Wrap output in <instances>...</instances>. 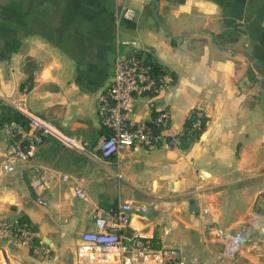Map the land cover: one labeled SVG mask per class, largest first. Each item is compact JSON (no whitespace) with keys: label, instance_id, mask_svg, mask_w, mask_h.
<instances>
[{"label":"crops","instance_id":"obj_1","mask_svg":"<svg viewBox=\"0 0 264 264\" xmlns=\"http://www.w3.org/2000/svg\"><path fill=\"white\" fill-rule=\"evenodd\" d=\"M129 39L174 75L167 89L138 95L132 117L165 109V136H178L202 108L206 126L188 147L123 146L99 157L98 95L111 81L109 57L129 53ZM0 100L88 141L84 150L41 143L6 171L0 125V219L26 217L36 232L32 245L0 237V264H77L94 209L127 201L146 208L132 214L128 236L143 230L198 264H264V0H0ZM36 172L48 187L31 184ZM209 221L245 225L232 256Z\"/></svg>","mask_w":264,"mask_h":264},{"label":"built area","instance_id":"obj_2","mask_svg":"<svg viewBox=\"0 0 264 264\" xmlns=\"http://www.w3.org/2000/svg\"><path fill=\"white\" fill-rule=\"evenodd\" d=\"M134 15L133 8L126 7L122 12L125 18H133ZM123 42L132 48L127 54L115 56L111 81L98 95L97 112L105 131L98 137L97 149L99 157L103 159L117 154L123 146L150 148L179 145L178 136H165L170 122L165 109L155 110L145 120L132 117L137 96L153 95L167 89L174 82L173 73L169 69L155 68L152 60L139 51L137 40ZM20 109L27 117V129L14 121L1 125L10 138L1 158L6 171L14 170L18 162L31 159L42 136L53 137L77 150L86 148V139L62 131L49 120L23 107ZM203 114V109L197 108L192 128L201 125L200 117ZM67 176L61 174L62 178ZM31 184L37 190L48 187V177L44 172H36ZM74 191L80 197L85 196L78 183L74 185ZM37 200L42 204L47 202L41 196ZM145 209L128 201L119 202L112 212L95 208L93 226L82 231L75 248L77 264H198L197 258L188 256L178 246H156L153 235L143 230L135 229L131 235H126L132 214ZM208 229L214 237L223 241L222 254L232 256L243 240L245 225L222 227L211 224ZM35 234L28 220L0 219V237L11 235L22 243L32 245Z\"/></svg>","mask_w":264,"mask_h":264},{"label":"trees","instance_id":"obj_3","mask_svg":"<svg viewBox=\"0 0 264 264\" xmlns=\"http://www.w3.org/2000/svg\"><path fill=\"white\" fill-rule=\"evenodd\" d=\"M152 62L154 63L155 68H160V69H165L164 67L160 66L158 63H155L153 60ZM196 110L197 108H193L189 115L187 116L184 125H183V129L182 132L180 134H178L179 137V146L182 148H186L190 145V143L194 140H196L200 134L202 133V131L204 130L205 126H206V121H207V116L205 114H203L200 119H201V125L199 127L196 128H192V122L195 119L196 116ZM155 111H152V114H154ZM17 122L18 124H20L22 126V128L26 129L27 126V117L26 115L20 111L19 109H17L16 107L4 102L0 100V125H3L4 123L7 122ZM105 129L102 131L104 132ZM53 141V145L56 146L57 144V140L54 139L53 137L50 136H42L41 140L38 142L35 152L38 148V146L41 143H48ZM34 152V155H35ZM33 155V156H34ZM18 220H28L26 217H19ZM34 226H32L33 228ZM158 244H156L157 246ZM159 246V245H158Z\"/></svg>","mask_w":264,"mask_h":264},{"label":"rangeland","instance_id":"obj_4","mask_svg":"<svg viewBox=\"0 0 264 264\" xmlns=\"http://www.w3.org/2000/svg\"><path fill=\"white\" fill-rule=\"evenodd\" d=\"M203 212H204V213H207V212H206V209H204ZM211 224H216V223L211 222V221L208 222V224H207V226H206V229H207V231H208L209 233H210V230L208 229V226H210ZM84 230H85V229H84ZM82 231H83V230H81V232H80V236H81ZM210 234H211V233H210Z\"/></svg>","mask_w":264,"mask_h":264},{"label":"water","instance_id":"obj_5","mask_svg":"<svg viewBox=\"0 0 264 264\" xmlns=\"http://www.w3.org/2000/svg\"><path fill=\"white\" fill-rule=\"evenodd\" d=\"M154 1L156 2V0H154ZM114 58L115 57H112V56L109 57V59L111 60V63H113ZM191 206H193V204Z\"/></svg>","mask_w":264,"mask_h":264}]
</instances>
